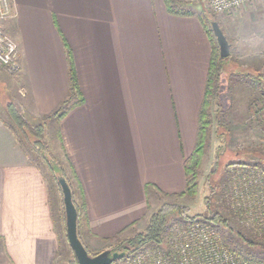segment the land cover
Returning a JSON list of instances; mask_svg holds the SVG:
<instances>
[{
    "label": "crops",
    "instance_id": "1",
    "mask_svg": "<svg viewBox=\"0 0 264 264\" xmlns=\"http://www.w3.org/2000/svg\"><path fill=\"white\" fill-rule=\"evenodd\" d=\"M9 3L16 16L1 25L20 47V71L0 82L35 120L68 95L66 43L72 50L84 102L60 127L87 203V239L95 252L109 249L106 239L135 231L149 205L155 211L164 194L185 189L212 54L200 11L171 13L163 0ZM252 11L245 4L221 17L228 69L242 59L248 73L264 66V29L251 26ZM62 238L49 184L0 113V264H57Z\"/></svg>",
    "mask_w": 264,
    "mask_h": 264
},
{
    "label": "rangeland",
    "instance_id": "2",
    "mask_svg": "<svg viewBox=\"0 0 264 264\" xmlns=\"http://www.w3.org/2000/svg\"><path fill=\"white\" fill-rule=\"evenodd\" d=\"M192 2L189 6L190 9L199 11L200 6L205 5L221 22L223 14L212 12L208 8V0H194ZM247 4H253L251 13L253 22L251 26L259 25L263 26L264 29V0H253ZM239 62L238 67L236 65L237 62H232L230 68H226L222 77L220 94L211 108L213 123L210 128V141L202 157L199 170L198 195L194 199L167 197L164 200L165 202L177 203L187 207L190 215L209 214L211 209L216 210L228 219L227 223L230 221L234 222L237 232H242L246 236H249L251 232H255L258 234L256 240L264 242V77H259V73L264 68L257 65L255 70L250 69L251 78L253 77L256 80L254 84L252 83L253 79L244 80L233 75L234 72L245 73V69L247 70L246 67L241 65L246 60L242 59ZM251 63L254 64V62ZM0 70L4 71L0 75V79L5 78L6 74L10 73L6 68H1V66ZM231 70L233 72L230 73ZM7 91V86L0 82V113L3 117L6 116L5 105L9 102ZM35 160H33V164H35ZM241 162L247 163L246 166H239ZM41 173L49 184L56 216L59 218L60 215L62 221V246L56 263L73 264L75 256L67 238L66 214L61 190L43 163ZM234 183L244 188V194L240 195V198H236L234 195ZM233 201L240 202L241 205L236 206ZM244 203L252 204L256 208L255 210L259 212L260 218L263 219L257 220L253 226H245L241 222V206ZM162 204L160 203L158 208ZM152 205L153 207L150 205L152 210L148 208L149 212L145 221L133 227L135 231L130 230L127 232V230H124L118 240L114 238L116 235L113 237L114 239H106L107 242L109 241L107 245L116 247L121 245V243L124 244L125 239L143 231L147 226L150 214L154 212V207L158 204L154 203ZM55 207L59 208L56 209ZM218 223L220 222L218 221ZM86 230L87 228L83 225L79 232L84 245L86 244L90 247L91 251H89L92 254L99 253L95 252L96 249H94V244L97 241L95 243L94 241L89 242ZM236 238L237 242L242 241L241 237L240 240L239 237ZM245 246L253 252H264L263 246L260 245L249 247L250 244L245 243ZM244 254L258 263L264 264L263 259H259L249 253Z\"/></svg>",
    "mask_w": 264,
    "mask_h": 264
},
{
    "label": "trees",
    "instance_id": "3",
    "mask_svg": "<svg viewBox=\"0 0 264 264\" xmlns=\"http://www.w3.org/2000/svg\"><path fill=\"white\" fill-rule=\"evenodd\" d=\"M163 1L167 6L168 11L171 13L185 15L195 14L193 12L194 10L189 8L191 3H193L191 0ZM199 11L200 13L198 17L204 29L207 31L212 44V54L209 65L207 84L203 102L199 112L196 145L192 154L184 161V169L186 175L185 189L182 192L176 194H164V196L166 197H186L194 199L198 195V178L200 173L199 170L201 167L202 157L210 141V128L213 123L211 108L213 103L217 101V98L220 94L222 77L225 73L229 61V57L223 58L220 56L218 42L212 29V21H218V19L207 9L205 5L200 6ZM229 42L231 43L230 40ZM66 48L69 59L70 87L68 95L62 101L59 108L54 113L46 116L42 120H35L25 111L21 110L14 102L9 101L6 103L4 108L6 116L3 117L1 115V117L4 123L14 133L19 146L24 151L29 160L34 163L33 160H35L36 158L35 165L41 171L42 163L45 164V166L48 168V171L52 175V179L56 182L57 186L61 190L62 197L63 192L58 181V177L63 176L67 180L72 190L73 202L78 212L77 223L79 233L80 228L83 225L87 228V230L89 229L87 203L85 200L82 184L67 152L60 127V122L73 108L84 102V96L79 84L73 53L68 43H66ZM233 75L244 80L253 79V81L256 82L255 78H251L248 72L233 73ZM262 76L264 77V69H262V71L259 73V77L261 78ZM246 164L244 162H241L239 163V166L242 167L244 165L245 167ZM208 199H210V197H208ZM150 208L151 207L149 205V209ZM202 218L210 220L212 225H216L218 221L220 223H223V225L225 226L228 224V219L216 210L211 209V211H209V214L190 215L188 213L187 207L177 203L164 202L156 211L150 214L147 226L143 231H140L134 236L125 239L124 244L121 243V245L111 247L113 251L126 252L125 257L116 260L113 264H119L125 258L136 255L148 247L162 246V244L164 243L165 235L167 234L171 223L178 221L190 222L192 220ZM122 232H124V230L119 232L114 238L118 240ZM237 235V237H239V240L241 237V242H237L236 239L226 236L229 246L234 251H236L238 254L249 253L259 259L264 260L263 251L253 252L245 246V243H248L250 244L249 247L260 245L264 248V242L256 240V238L258 237L257 233L251 232L249 236H246L242 232L238 231ZM90 254L92 253L90 252ZM73 264H78L76 256L73 260Z\"/></svg>",
    "mask_w": 264,
    "mask_h": 264
},
{
    "label": "built area",
    "instance_id": "4",
    "mask_svg": "<svg viewBox=\"0 0 264 264\" xmlns=\"http://www.w3.org/2000/svg\"><path fill=\"white\" fill-rule=\"evenodd\" d=\"M251 1L253 0H208L207 4L216 14H230ZM13 16H16V12L9 0H0V65L11 74H16L20 71V47L1 25L3 20ZM234 185V195L240 198L244 194V188L235 183ZM233 203L241 205L240 202ZM241 209V222L247 227L263 219L250 203L242 204ZM226 236L234 239L238 236L232 221L226 226L223 223L212 225L207 219L173 222L162 246L148 247L119 264H260L246 254L234 251Z\"/></svg>",
    "mask_w": 264,
    "mask_h": 264
},
{
    "label": "water",
    "instance_id": "5",
    "mask_svg": "<svg viewBox=\"0 0 264 264\" xmlns=\"http://www.w3.org/2000/svg\"><path fill=\"white\" fill-rule=\"evenodd\" d=\"M212 29L219 45L220 56L227 58L231 54V44L218 21H212ZM63 192V201L66 214V231L68 241L78 260V264H113L116 260L125 257V251H113L111 248L97 254H90L78 233V212L73 202L72 190L63 176L58 177Z\"/></svg>",
    "mask_w": 264,
    "mask_h": 264
}]
</instances>
